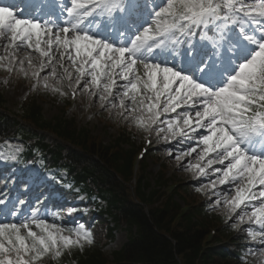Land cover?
Returning a JSON list of instances; mask_svg holds the SVG:
<instances>
[{"label": "snow or ice", "instance_id": "obj_1", "mask_svg": "<svg viewBox=\"0 0 264 264\" xmlns=\"http://www.w3.org/2000/svg\"><path fill=\"white\" fill-rule=\"evenodd\" d=\"M61 7L66 15L52 19L32 0H0V70L61 95H67L66 84L73 98L78 91L95 97L102 108L127 113L125 119L164 142L194 140L175 159L195 153L186 170L212 177L197 191L209 189L215 197L210 208L229 219L239 212L233 227L258 226L246 231L264 245V0H159L150 22L136 31L116 27L126 14L125 0H68ZM230 23L254 47L245 48L242 61L219 79L203 59L184 71L160 59L176 50L181 37L222 35ZM110 28L114 37L101 36ZM93 242L83 224L66 230L33 213L0 222V264H42ZM250 255L264 264V247H250L244 264Z\"/></svg>", "mask_w": 264, "mask_h": 264}, {"label": "trees", "instance_id": "obj_2", "mask_svg": "<svg viewBox=\"0 0 264 264\" xmlns=\"http://www.w3.org/2000/svg\"><path fill=\"white\" fill-rule=\"evenodd\" d=\"M23 111L21 117L7 113L0 94V142L12 137L23 140L26 150L19 157L20 164L32 161L38 162L42 170L65 171L70 177V192L81 190L101 198L106 207L96 205L94 226L110 220L114 226L108 227V240H114V233L121 229L128 234V242L107 255L93 236L95 230L90 231L92 244H85L83 249L65 250L59 259L46 257L42 264H244L243 251L264 246L258 243L259 237L253 240L246 231L249 227H258L245 224L241 226L244 243H239L242 240H238L240 236L235 229L224 226V217L208 205H190L185 212L175 200L179 192L160 202L162 196L151 186L147 167L135 174V155L139 148L134 150L130 140L148 133L132 120L126 126H133V131L124 126L118 138L106 146L86 129L78 128L74 120L66 117L46 120L41 107L33 100L24 104ZM164 151L168 152L167 147ZM153 155H158L156 150ZM133 180L136 183L132 193ZM158 181L157 188L167 184L163 177ZM203 181L197 182L195 188ZM221 225L224 227L218 229ZM215 230L213 241L208 242ZM224 238L233 239L230 246L239 249L214 246ZM247 260L248 264H256L251 255Z\"/></svg>", "mask_w": 264, "mask_h": 264}, {"label": "rangeland", "instance_id": "obj_3", "mask_svg": "<svg viewBox=\"0 0 264 264\" xmlns=\"http://www.w3.org/2000/svg\"><path fill=\"white\" fill-rule=\"evenodd\" d=\"M41 75L44 74L42 73ZM34 83L35 81L31 78L26 79L23 76H18L15 74L9 75L6 71L0 70V91L4 100L6 101V110L8 112L13 114H21V103L26 99L35 97L36 101L42 106L43 114L46 119L51 120L60 115L72 117L76 119L80 127L87 128L92 137L102 144H112L118 138L120 133L119 131L124 129V126L128 131H133V126H126L129 120H131V118L125 119L127 113H125V116H121L118 114L120 111L119 109L102 108L95 97H89L87 94L78 91L75 98H73L66 84L63 87V91L67 92V95H61L59 92H53L51 89H45L42 84L33 88ZM70 101H72L73 104H70V106L67 107ZM147 135L145 136L140 134L131 138L130 141L132 142L134 150H137L138 148L141 149L145 143V140H148L149 138L151 140V144L147 146V148H152L158 153L157 156H154L153 152H148L145 155V159L142 160L144 161L142 167H148V174L150 176L149 179L153 187L157 185L155 182L158 175H163L162 177L165 179V181H167L166 183L168 184L164 186L162 190H160V197L162 196V198H159V201L163 202L166 200L170 196L169 188L177 186V190H179L182 199H184V202H181L182 207L185 204H203L210 207L215 197L212 196L209 189H205L203 193L197 191L195 184L200 182L202 179H204L203 183H205L212 177L197 178L191 171H188L185 168V165L189 161L194 162L196 154L194 153L192 157L186 156L182 160L175 159L178 151H184L190 146H195V141H192V143L187 146L186 149H182L178 140L167 143L164 142L160 137L156 136L155 133L152 135ZM172 144H174L175 147L170 148V145ZM166 147L168 150H172V155H169L167 151H164ZM139 149L138 152H140ZM21 151L22 144L19 142L9 141L1 143L0 145V157L3 159H12L17 155L18 152ZM3 162L4 161L0 160V165H3ZM214 167L223 166L214 165ZM209 171H211V169ZM154 188L157 189L156 187ZM212 211L217 215H223V217H226V219L229 220L228 227L230 228L233 227V224L236 222L237 216L239 215L238 212L236 215H233L231 219H229L223 210L212 209ZM241 226L242 224H239L238 227H233V229H237L236 232L241 234L242 230L239 228ZM34 230L36 229L34 228ZM105 237L106 232L104 228H100V231L97 232V236H95V238L103 239ZM126 240L127 237L124 232L118 233L115 242L105 248L104 252L110 253L115 249H119L126 242ZM106 243V240H104L103 244L105 245Z\"/></svg>", "mask_w": 264, "mask_h": 264}]
</instances>
